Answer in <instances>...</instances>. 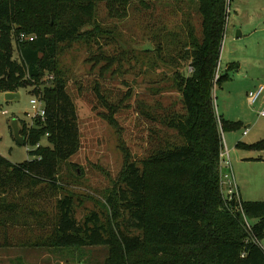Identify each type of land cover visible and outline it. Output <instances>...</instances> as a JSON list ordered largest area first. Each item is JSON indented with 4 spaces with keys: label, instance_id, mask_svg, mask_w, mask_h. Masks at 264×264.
<instances>
[{
    "label": "trees",
    "instance_id": "obj_1",
    "mask_svg": "<svg viewBox=\"0 0 264 264\" xmlns=\"http://www.w3.org/2000/svg\"><path fill=\"white\" fill-rule=\"evenodd\" d=\"M163 1L0 0V92L30 88L46 111L45 121L34 119L33 126L20 129L25 146H35L32 160L16 165L0 155V226L20 220L44 230L50 226V246L107 247V264H264V202L230 199L223 163V133L242 123L221 117L215 98L216 86L229 79L228 74L218 78V70L234 0H168L195 5L200 29L191 19L182 33L149 39L156 49L139 56L153 67L173 68L183 110L160 120L163 137L159 144L152 140L155 147L145 159L135 161L124 148L120 181L106 199L109 221L97 213L78 221L73 196L61 198L59 165L79 153L81 133L77 107L58 68L60 46L99 35L98 26L83 28L94 24L102 2ZM22 34L34 42H17ZM110 122L117 127L113 117ZM44 139L49 146L42 145ZM239 147L263 152L264 141Z\"/></svg>",
    "mask_w": 264,
    "mask_h": 264
},
{
    "label": "rangeland",
    "instance_id": "obj_2",
    "mask_svg": "<svg viewBox=\"0 0 264 264\" xmlns=\"http://www.w3.org/2000/svg\"><path fill=\"white\" fill-rule=\"evenodd\" d=\"M191 19L200 29L196 6L189 3L165 0L146 6L142 2H102L96 21L89 20L94 24L83 28V32L97 31L98 26L99 35L60 46L58 68L65 75L68 93L77 107L81 133L79 153L59 165L60 195L73 196L78 221L83 222L93 213L99 214L104 223L109 221L106 199L120 181L125 166L124 148L130 150L135 161L145 159L155 147L152 140L159 144L163 137L158 134L165 129L160 120L174 111L182 112L173 68L163 64L153 67L139 54L145 52L149 39L182 33ZM15 59H19L17 51ZM106 63L111 67L102 75ZM220 74H228L229 79L216 87L218 114L230 122L242 123L240 129L223 133L233 185L241 188L244 201L264 202V161H243L256 156L264 160V153L231 145V136L245 145L264 141V118L259 117L263 97L255 105H250L248 97L264 85V0H234L231 4ZM19 94L18 101H8L0 92V155L16 165L32 160L29 152L35 146L18 143L14 122L20 129L33 126L35 115L43 107L30 88ZM110 117L116 120L117 127L111 124ZM249 124L252 128H247ZM42 145L49 146L45 139ZM56 200L57 197L49 202V214ZM26 223L20 220L18 224L0 226V264H107V247L57 249L48 241L50 226L44 230L32 220Z\"/></svg>",
    "mask_w": 264,
    "mask_h": 264
},
{
    "label": "built area",
    "instance_id": "obj_3",
    "mask_svg": "<svg viewBox=\"0 0 264 264\" xmlns=\"http://www.w3.org/2000/svg\"><path fill=\"white\" fill-rule=\"evenodd\" d=\"M34 40H35L34 37H28L25 34H22L19 38H17V42H20V43H24L27 41L34 42ZM192 72H193V69L190 68V73H192ZM219 75H220V67L218 70V78H219ZM53 79H54L53 77L50 78V80H53ZM248 97H249L250 103L252 105H255L256 103H258V101L261 99V97H263V109L260 111V117L264 118V85L260 86L256 91H254V90L251 91L248 94ZM40 102L43 105V107L37 112L34 119H41V120L45 121V119H46L45 104L42 100H40ZM247 133L248 132H246L245 135H247ZM38 147H40V145ZM223 163H224L226 169L229 171V168L231 166V161H230V154H229V151L227 148L224 149ZM226 178L228 180V194H229L230 199H235V200L239 201L240 197L238 195V190H237L238 187L233 185L231 175H230V171H229V173L227 172ZM237 195L239 198H237ZM243 219H244V222L246 223V225L248 226L249 231H252V227H251L248 219L246 217H244Z\"/></svg>",
    "mask_w": 264,
    "mask_h": 264
},
{
    "label": "water",
    "instance_id": "obj_4",
    "mask_svg": "<svg viewBox=\"0 0 264 264\" xmlns=\"http://www.w3.org/2000/svg\"><path fill=\"white\" fill-rule=\"evenodd\" d=\"M145 47H146L145 48V51H153V50L156 49L155 46L153 45V43L151 41ZM6 99L8 101H18L20 99V94L19 93H9V94H6ZM13 129H14V133H15V138L18 141V143L21 146H25V138L23 136H21L20 127H19V124H18L17 121L14 122Z\"/></svg>",
    "mask_w": 264,
    "mask_h": 264
},
{
    "label": "crops",
    "instance_id": "obj_5",
    "mask_svg": "<svg viewBox=\"0 0 264 264\" xmlns=\"http://www.w3.org/2000/svg\"><path fill=\"white\" fill-rule=\"evenodd\" d=\"M232 66L233 65H231L230 67H229V69L230 68H232ZM216 87H219V86H216ZM215 91H216V89H215ZM249 103H250V101H249ZM250 105H251V103H250ZM259 115H260V112H259ZM222 117V116H221ZM260 117V116H259ZM225 120H227V121H229L228 119H226L225 117H223ZM33 121H34V119H33ZM231 121V120H230ZM233 122V121H232ZM247 128H252V125L251 124H249L248 126H247ZM247 132V131H246ZM245 132V133H246ZM245 133H244V135H245ZM223 137H224V134H223ZM225 137H224V144H226L225 143ZM240 143H242V142H240L236 137H234V136H231V145H232V147L233 148H235V147H239V144ZM227 146H228V148H230V146H229V144H228V141H227ZM227 147H226V145H225V149H226ZM229 151V150H228ZM249 151H251V150H249ZM251 152H254V153H264V151L263 152H260V151H251ZM225 159V158H224ZM245 160H250V161H253V163L255 162H258V163H263V159H261V157L260 156H256L254 159L252 158V159H243V161H245ZM236 162H239V163H241V161H236ZM246 163H252V162H246ZM226 171H227V169H226ZM228 172V171H227ZM237 190H238V195H239V197L244 201V198H243V193H242V190H241V188L240 187H238L237 188Z\"/></svg>",
    "mask_w": 264,
    "mask_h": 264
}]
</instances>
